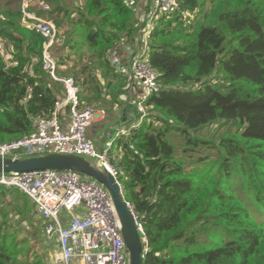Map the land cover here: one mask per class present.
I'll return each mask as SVG.
<instances>
[{
  "label": "trees",
  "instance_id": "16d2710c",
  "mask_svg": "<svg viewBox=\"0 0 264 264\" xmlns=\"http://www.w3.org/2000/svg\"><path fill=\"white\" fill-rule=\"evenodd\" d=\"M44 1L63 30L59 47L73 35L85 47L79 67L55 55L58 77L72 73L80 94L90 62L115 80L105 88L124 89L107 56L123 38L133 42L135 4ZM175 2L148 36L159 92L144 103L146 120L115 140L117 179L147 239L143 264H264V0ZM43 42L18 5L0 8V49L9 56H0V143L30 134L62 96L42 66ZM93 98L104 99L99 87ZM31 205L36 212L26 199ZM10 215L0 208V264H48Z\"/></svg>",
  "mask_w": 264,
  "mask_h": 264
},
{
  "label": "built area",
  "instance_id": "2783aa9c",
  "mask_svg": "<svg viewBox=\"0 0 264 264\" xmlns=\"http://www.w3.org/2000/svg\"><path fill=\"white\" fill-rule=\"evenodd\" d=\"M49 10L44 0H20L21 21L44 39L42 66L60 83L63 95L56 99L49 115L35 119L34 130L19 139L0 143V157L34 156L46 153L84 157L117 177L115 137L137 127L147 116L145 101L150 93L159 92L157 70L148 59V36L151 22L160 14L170 13L175 0H153L139 30L142 37L136 53L129 60L130 70L139 81L140 97L133 102L134 118L129 128L115 129L114 136L102 147L86 135V127L94 117V108L81 100L74 78L58 77L57 62L50 48L57 29L51 19L29 12L31 5ZM66 120L63 123L64 117ZM0 185L16 188L34 203L43 219V233L52 243L53 264H128L121 226L107 190L97 181L70 170H46L0 173ZM144 248L145 232L132 211Z\"/></svg>",
  "mask_w": 264,
  "mask_h": 264
},
{
  "label": "crops",
  "instance_id": "0c3cea01",
  "mask_svg": "<svg viewBox=\"0 0 264 264\" xmlns=\"http://www.w3.org/2000/svg\"><path fill=\"white\" fill-rule=\"evenodd\" d=\"M152 1L153 0H137V3L134 7L135 16L136 17L142 16L144 11H146L147 13L152 6ZM19 8L21 11V6ZM50 8H52V6ZM28 10L30 13H34L37 16L49 18L46 15V12L48 10H42L39 7H37V5L32 4ZM21 18H22V13H21ZM140 19H142V17L139 18V21ZM58 31L60 34L63 33V30L59 29ZM71 37L73 38L71 39L68 45L60 48L59 44H54L51 46L50 51L54 58L56 56H59L61 53H63L64 55L68 56L69 62L74 60L76 63V67H79L80 62L84 61L82 57V52H84L85 47L80 36L73 35ZM141 40L142 37H139V31H138L137 39H134L133 42H129V41L126 42L127 39L123 38L122 40L116 42L114 44V47L108 53L107 58L109 60V63L111 66L115 67V69L112 68L113 72L116 75H120L119 77L120 80L125 79L127 81L125 88L122 89L121 91L116 90L114 93H112L110 89L105 88L107 83L111 81L115 82V80H110L109 76L107 75V69L105 66H100L98 68L97 66H95V64L92 65L90 62H88L89 67H91L92 78L90 79V82L84 86V91L80 93V97L82 101L91 105L94 108L95 111L94 117L86 127V135L92 138L93 140H95L96 145L99 148L102 147L108 140H111L113 138L115 129L128 128V123H125L122 120V117L124 116V107L128 104H133V102L137 100L142 94V90L139 86V81L133 76L130 70V63H129L131 55L136 53L137 50L139 49ZM79 47H81V49L77 53V48ZM57 65L58 67L56 72L58 75V72L63 70L64 66L59 65L58 62ZM68 74L69 75H65L62 77L70 76L73 78L72 73H68ZM58 85L60 91H62L61 85L60 84ZM98 87L100 88L101 96H103L104 98L103 100L100 101H97L93 98V95L97 91ZM114 97H116V99ZM65 120H66V115L64 117L63 123L65 122ZM116 139L117 136L115 137V140ZM113 153L114 155H117L115 148ZM32 208L34 209L33 206ZM35 214L39 219L40 216L36 212ZM51 253L52 250L50 254H47V258H48L47 261H50L52 263Z\"/></svg>",
  "mask_w": 264,
  "mask_h": 264
},
{
  "label": "water",
  "instance_id": "95a60500",
  "mask_svg": "<svg viewBox=\"0 0 264 264\" xmlns=\"http://www.w3.org/2000/svg\"><path fill=\"white\" fill-rule=\"evenodd\" d=\"M134 118V106L124 107L123 122ZM46 170H70L94 179L107 190L117 213L121 235L126 246L128 264H143L144 245L132 215L130 204L125 199L123 187L117 177L106 168L77 155L46 153L34 156L0 157V173Z\"/></svg>",
  "mask_w": 264,
  "mask_h": 264
},
{
  "label": "rangeland",
  "instance_id": "374dc122",
  "mask_svg": "<svg viewBox=\"0 0 264 264\" xmlns=\"http://www.w3.org/2000/svg\"><path fill=\"white\" fill-rule=\"evenodd\" d=\"M128 1H130L131 4L134 3L135 5L137 3V0H128ZM7 2H10L12 6L18 5L20 7V1L19 0H0V8L5 7ZM63 3L65 5L68 4V0H63ZM50 7H51V5H50ZM145 16H146V11H144L142 16H140V17L135 16L136 24L134 27L136 28V33H135L134 39H137L138 31L140 30L139 25L141 24V27L143 26L142 24H143V20H144ZM161 16H162V14L158 15L157 18H160ZM141 17H142V19H140V21H139V18H141ZM192 17H193V15L191 14L190 18L192 19ZM158 20H156V18L152 20L151 28L158 25L157 24ZM57 32H58V28H57ZM57 40H58V33H57V36L55 38L54 44H59V43H57ZM0 56L4 60L9 58L7 51H3L2 49H0ZM146 118H147V116H146ZM146 118H145V120H146ZM128 128H129V126H128ZM211 128H208V129H211ZM130 129H133V128H129L127 133L130 131ZM208 129L203 131L202 133H200L199 136H201V137L208 136L210 134ZM21 194H23V193L16 188L4 189L2 191V193L0 194V202H1L0 208H2L4 211L11 212V215L9 217L10 222L12 224H15L17 229L25 230V231L29 232L31 234L32 239H33L34 245L39 247V248H42V250H46V254H50V252L53 248V243L43 235L41 229L38 230L40 227V222H39V219L34 212V209L32 208L31 210H29V208L25 206L26 199H28V201L30 203H31V200L27 196H25L26 199L20 198ZM31 207H32V205H31ZM36 213L38 214L37 211H36ZM25 231H21L20 233L26 234ZM48 257H49V255H48ZM48 264H53V263L48 261Z\"/></svg>",
  "mask_w": 264,
  "mask_h": 264
},
{
  "label": "bare ground",
  "instance_id": "6f19581e",
  "mask_svg": "<svg viewBox=\"0 0 264 264\" xmlns=\"http://www.w3.org/2000/svg\"><path fill=\"white\" fill-rule=\"evenodd\" d=\"M42 19H45V18H43L42 17ZM151 94V93H150ZM147 96H149V94L147 95ZM100 185H102V184H100ZM103 186V185H102ZM104 187V186H103ZM131 207V206H130ZM113 208H114V206H113ZM131 210H132V208H131ZM114 211H115V208H114ZM115 214H116V217H117V219H118V216H117V213H116V211H115ZM118 221H119V219H118ZM120 223V222H119Z\"/></svg>",
  "mask_w": 264,
  "mask_h": 264
}]
</instances>
